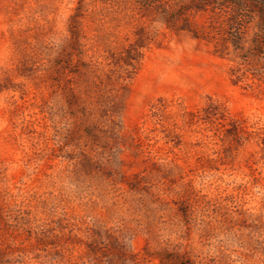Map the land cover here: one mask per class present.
Wrapping results in <instances>:
<instances>
[{
  "label": "rangeland",
  "instance_id": "374dc122",
  "mask_svg": "<svg viewBox=\"0 0 264 264\" xmlns=\"http://www.w3.org/2000/svg\"><path fill=\"white\" fill-rule=\"evenodd\" d=\"M201 0H0V264H264V54Z\"/></svg>",
  "mask_w": 264,
  "mask_h": 264
},
{
  "label": "trees",
  "instance_id": "16d2710c",
  "mask_svg": "<svg viewBox=\"0 0 264 264\" xmlns=\"http://www.w3.org/2000/svg\"><path fill=\"white\" fill-rule=\"evenodd\" d=\"M198 11L220 13L222 28L235 50L243 49L245 28L252 24L258 31L252 39L251 55L264 54V0H201Z\"/></svg>",
  "mask_w": 264,
  "mask_h": 264
}]
</instances>
